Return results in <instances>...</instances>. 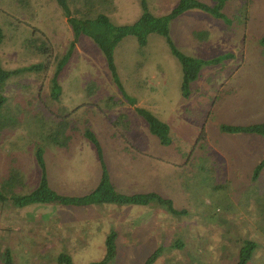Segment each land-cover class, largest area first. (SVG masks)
Wrapping results in <instances>:
<instances>
[{
  "label": "rangeland",
  "instance_id": "obj_1",
  "mask_svg": "<svg viewBox=\"0 0 264 264\" xmlns=\"http://www.w3.org/2000/svg\"><path fill=\"white\" fill-rule=\"evenodd\" d=\"M177 2L147 0L149 11L160 16ZM68 4L71 10L81 9L77 17L103 12L118 25L134 23L143 11L140 0H68ZM224 4V18L191 8L170 22L175 46L207 61L187 97L181 89L182 65L163 35L150 34L144 47L135 36L118 44L115 63L125 93L137 100L132 104L113 81L102 50L85 35L59 75L62 89L55 99L51 79L74 38L62 8L57 0H0V27L5 33L0 44L2 66L46 63L43 69L13 75L6 83L3 119L11 121L14 115L18 121L0 133V185L17 169L24 185L15 192L34 190L41 177L35 153L43 148L51 187L70 195L90 192L101 177L97 150L84 136L90 127L102 144L118 191H154L185 211L175 214L157 202L34 203L17 208L11 199L0 201V264L7 250L16 264H60L62 252L75 264L99 261L106 253L108 232L120 228L126 235L117 238V254L108 264H145L159 246L162 251L151 264H237L246 239L258 244L248 264H264V170L254 173L264 156V138L220 129L221 124L264 122V0ZM34 39L37 45H50L49 53L28 45ZM216 57L220 60L209 61ZM89 81L96 83L94 91L87 89ZM111 96L118 103L108 102ZM137 106L170 125V144H161L150 133ZM65 119L68 144L49 143L50 129ZM106 209L118 212L108 218L100 213ZM114 218L126 219L127 224ZM11 227L15 237L6 241L5 229ZM71 229L82 238L76 246L55 238L67 237ZM39 232L41 237H35ZM44 233L52 235L50 241Z\"/></svg>",
  "mask_w": 264,
  "mask_h": 264
},
{
  "label": "trees",
  "instance_id": "obj_2",
  "mask_svg": "<svg viewBox=\"0 0 264 264\" xmlns=\"http://www.w3.org/2000/svg\"><path fill=\"white\" fill-rule=\"evenodd\" d=\"M224 1L225 0H216L214 5H210L200 0H179V2H177V4L168 13L160 16L149 11L147 0H140L143 10L140 17L132 24L118 25L113 23L111 18L103 12H99L95 16H91L90 12H86L82 13L80 17H77L75 13H78L79 11L81 13V9L76 8L71 10L68 0H57L58 4L62 8L63 14L67 17V21L73 29L74 38L71 40L67 52L57 63L56 70L51 79L52 96L55 99L59 98L62 89L59 83V75L71 58L76 47V43L82 35H85L90 37L104 53L113 81L117 84L125 97L132 104H136V98L130 97L127 93H125L121 83L115 63V49L127 36H135L138 40V44L141 47H144L147 45L149 35L152 33L163 35L171 46L173 54L180 61L183 71L181 85L182 94L185 97L189 96L191 84L199 78L201 69L207 61L186 55L175 46L170 36V22L191 8L204 10L219 19L224 18ZM4 39L5 33L3 28L0 27V44L4 41ZM261 43L264 44V36L261 38ZM28 45L36 48L41 54L49 53V50L51 49V47H49L50 45L47 44L37 45V39L29 41ZM219 60L220 58L216 57L209 61ZM45 66L46 63L41 62L39 64L17 67L15 69H5L0 60V133L3 129L13 127L18 121V117L14 115H12L13 120L11 119V121L4 120L2 115L7 103V96L4 94V91L8 79L13 75H18L25 71L41 70ZM87 85V89L89 91H94L95 88H97L96 83L93 81H89ZM112 101L115 104L118 103V101H114L111 96L108 98V102ZM135 109L136 112L147 122L150 133L156 136L161 144H170L172 141L170 135V125L145 107L137 106ZM12 116L10 114V117ZM118 120L121 122L119 118ZM66 126L67 122L65 119L60 121L56 127H52L47 137L48 142L57 144L61 147L66 146L70 140V135L66 132ZM220 129L223 132L229 133L257 134L264 138V122L251 123L247 125L221 124ZM84 136L95 146L99 161H101L100 180L96 187H94L90 192L83 195H70L60 193L51 187L48 181L47 167L44 159L45 150L43 148H38L35 153L38 166L41 167V177L38 186L26 194L16 193V188L24 185V178L19 170L13 169V171L9 173L8 177H6L0 185V201L3 202L4 200L11 199L12 204L16 207H24L34 203H58L63 205L86 206L102 203L147 205L157 202L162 206L165 205V209L169 212L175 214L185 212L184 209H176L171 199H166L154 191L144 193L135 192L130 194L118 191L110 179L106 161L104 159L103 147L96 133L90 127H87L84 130ZM263 170L264 156L256 165L254 173L257 175ZM117 237V231L111 229L106 238V253L104 257L99 261H93L88 264H108L111 260H113L117 254ZM175 246L182 245L176 244ZM257 246L258 244L254 240H244L239 251L237 264H248ZM161 247L162 246H159V248L149 256L145 264H151L156 260L162 251ZM58 262L60 264H75L71 255L64 252L59 255ZM3 264H16L8 250L5 251Z\"/></svg>",
  "mask_w": 264,
  "mask_h": 264
},
{
  "label": "crops",
  "instance_id": "obj_3",
  "mask_svg": "<svg viewBox=\"0 0 264 264\" xmlns=\"http://www.w3.org/2000/svg\"><path fill=\"white\" fill-rule=\"evenodd\" d=\"M18 208V207H17ZM118 211H117V209H111V210H109L108 211V209H106V210H104V211H101L100 213L101 214H107V217H108V215H112L113 213H114V215H116V213H117ZM148 212H149V210H148ZM109 216V217H110ZM108 217V218H109ZM107 218V219H108ZM103 220H104V218H103ZM109 220V219H108ZM113 221H119V223H121V224H127L126 223V219H123V221L122 220H120V219H116V218H114V220ZM114 223V222H113ZM117 223V222H116ZM149 223H151V220L150 219H148V224ZM37 224V227H39L38 229H36L37 230V233H38V231H39V229H40V223H36ZM13 225V224H12ZM32 226V225H31ZM107 226H108V224H107ZM12 228V230L11 231H7L6 229H5V236H4V238H5V240L6 241H9V240H12L13 239V237H15L14 236V231H15V228H13V227H11ZM67 228H69L68 226H67ZM151 228V227H150ZM30 229H33V228H30ZM107 229H108V227H107ZM45 230V229H44ZM72 230V229H71ZM122 231H124V229L122 230L121 228L117 231V233H118V237L117 238H119V236H123V235H126V234H122ZM36 233V234H37ZM40 233V232H39ZM109 233V232H108ZM124 233H125V231H124ZM36 234H35V237H41V233L39 234V236H36ZM95 234H96V232H95ZM150 237H149V239H151L152 238V230H151V232H150ZM162 231L160 232V234H159V236H161L162 237ZM46 235V237L49 239V241H50V239L52 238V235L50 234V233H44V236ZM132 236H134V237H136V234L134 233V234H131ZM101 236L103 237V233L101 234ZM107 236H108V234H107ZM55 238H57V239H68V242L66 241V244L67 245H72V246H76L77 244H79L80 243V241L79 240H81L82 238H81V236L78 234V232L76 231V232H73V230H72V234H70V233H67V237H64L63 235H61V236H55ZM107 238V237H106ZM55 239H53V241H54ZM48 241V240H47ZM48 241V243H50ZM105 241H106V239H105ZM57 242V244H59V242L58 241H55V243ZM88 245V240L86 241V246Z\"/></svg>",
  "mask_w": 264,
  "mask_h": 264
}]
</instances>
